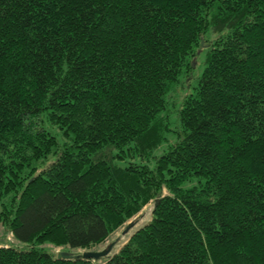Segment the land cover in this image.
Masks as SVG:
<instances>
[{"label": "trees", "instance_id": "1", "mask_svg": "<svg viewBox=\"0 0 264 264\" xmlns=\"http://www.w3.org/2000/svg\"><path fill=\"white\" fill-rule=\"evenodd\" d=\"M0 225V264H264V0H0Z\"/></svg>", "mask_w": 264, "mask_h": 264}, {"label": "rangeland", "instance_id": "2", "mask_svg": "<svg viewBox=\"0 0 264 264\" xmlns=\"http://www.w3.org/2000/svg\"><path fill=\"white\" fill-rule=\"evenodd\" d=\"M202 70V66L199 64L197 66V68L195 69L196 73L198 74L199 72H201ZM151 205L152 203L150 202V204H148L147 206H145L143 208V210L138 214L136 215L134 218H138V220L140 219V217H142L140 219V222L143 223V222H146L147 220H149L150 218V209H151ZM123 228H120L119 230L115 231L113 234L110 235V237L103 243L101 244H98V245H95L94 247L90 248L89 250H99L103 247H105L108 243H110L111 241H114L116 238L119 239V242L121 240H124L126 239V236H121V231H122ZM127 235V234H126ZM0 238H4L6 239L8 242H12V243H16L17 245H21L20 243H18L13 237L11 234H6L4 232V228L2 225H0ZM119 245V244H118ZM22 246V245H21ZM40 247H42L43 249L49 251V252H52V253H57V252H60V251H66V252H71L73 254H77V253H82L84 251V249H69L68 247L66 246H55L53 245L52 243H44V244H41ZM86 250V249H85Z\"/></svg>", "mask_w": 264, "mask_h": 264}, {"label": "water", "instance_id": "3", "mask_svg": "<svg viewBox=\"0 0 264 264\" xmlns=\"http://www.w3.org/2000/svg\"><path fill=\"white\" fill-rule=\"evenodd\" d=\"M138 218H133L130 221H128L122 231H121V236H125L126 234L129 233V231L136 225L138 222ZM141 218V217H140ZM119 238V237H118ZM116 238L114 241H111L108 243L105 247L99 249V250H84L82 253L78 254H73L71 252H66V251H60L57 252L56 258L57 259H73V258H81V259H92V260H100L103 257L108 256L113 247L115 246L116 242L119 240Z\"/></svg>", "mask_w": 264, "mask_h": 264}]
</instances>
